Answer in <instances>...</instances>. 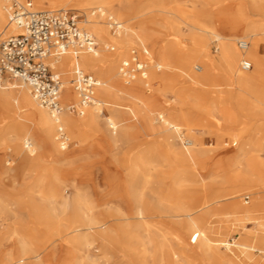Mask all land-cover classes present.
<instances>
[{"label": "bare ground", "instance_id": "6f19581e", "mask_svg": "<svg viewBox=\"0 0 264 264\" xmlns=\"http://www.w3.org/2000/svg\"><path fill=\"white\" fill-rule=\"evenodd\" d=\"M17 1L26 3L24 0ZM31 1L30 6L33 4L34 9H42L40 6L43 1L48 2L52 7L60 6V8H64L65 5L70 3L78 5L83 10L84 21L81 23L82 27L92 37V34L96 36L98 43L96 41L95 43L97 46L99 43L103 44L99 50L96 48L93 53L81 51L75 56L67 53L48 61L50 66L61 76L62 89L59 96L61 105L66 107L67 105L78 104V96L74 90L75 67L81 69L84 73L88 72L97 76L98 79L96 80L98 84L94 91L92 104L83 108V113L77 115L78 119H74L67 113H63L65 111L56 114L46 108L40 107L32 98L28 87L23 84L16 81H5L3 83L4 86L0 84V145L9 152L6 155L7 160H5L4 166H1V174L7 175L10 168L7 169L5 166H10V164L13 168H17L19 172L21 171L22 174L28 173L33 168L43 167L44 165L41 160L44 161V158L52 156L50 146L56 144L59 150L66 148V141L62 137V135L64 136L63 128H65L68 135H73L83 130L90 132L98 131L99 119H101L105 107H109V110L113 112H118L119 110L114 104H110L109 99L117 98L119 93H124L128 97L127 101L130 111H135L138 117V125L135 126V131L133 132L131 126L121 125L115 117L106 116L103 118L106 129L101 135L103 143L110 147L116 146L119 140L125 137L124 139L129 144V149L133 146L135 148L136 141L134 142L133 140L136 135L140 134L144 136L139 141L141 144L137 142L140 145L137 146L138 148L135 151V156L132 158L130 166L128 165L131 174L138 180L136 185L130 183L127 186V190H129L127 202L131 206L129 211L130 217L126 216L114 203H109L107 199L99 197L100 199L89 200L83 197L79 193V187L75 184L74 190L76 194L72 202L64 200L62 205L60 203V207L63 210L67 211V209H71L72 220L74 224H77L73 228L72 234L64 241L62 237L65 235V230L61 227V218L55 215V207L53 205H45L49 201L60 197L59 191L56 189V186L61 182L59 173L52 177L47 190L43 192L39 191L43 181L40 178L32 181L29 184L30 191L27 201H29L28 208L35 223L48 229V232L60 241L66 242L75 254H84V250L90 246L89 233H97L103 242H116L120 246L122 245L127 252H135L136 249L133 246H129L128 242H132V240L138 241L137 233L139 231H144L149 235L151 228H154L144 210L150 207L144 199V190L148 188L147 177L153 170L152 165L158 150L161 147H165L169 151L171 150L173 161L189 168L199 166L200 160L203 161L206 153L199 139L190 133L186 114H172V107L161 97H154L151 92L161 95L164 90L170 89L183 100V104H186L190 98V94L193 92V86H198L199 90L204 92L203 87L211 86L216 82L218 75L215 67L216 64H220L223 74H218L225 79V88L217 89V92L222 93L218 97V101L220 106L225 110V114L227 116L237 114L235 116L239 119L240 117L254 116L256 110L264 113V56H261L259 53L262 40H264L263 38L261 39V35L263 34H260L257 26L252 23L243 25L238 23L240 18L247 16L249 10L262 11L263 7L257 4L258 0H229L230 3L228 5L223 4L227 0H209L216 14H225L228 19H233L234 23L230 22L233 28L229 33L222 34L213 26L196 27L190 24L189 27L194 31L193 42L197 47L185 51L183 54L184 61L178 64L175 62V58L179 54L175 45L177 40L174 39L175 37L171 38L179 28V24L175 20L179 12L174 1L169 6L159 9V13L162 14L159 25L163 31L158 32L155 29L154 25L156 23L154 20H150L152 19L151 17H146L138 23V26L143 27L145 31L153 26L154 28L151 27V29L155 30L157 34H161L160 37L156 36L154 32H145L143 36L136 34V27L130 22L131 19L123 18L121 15L115 13L112 4L113 0ZM247 3L249 4L247 5ZM210 12H213V9L211 11L208 10V13ZM6 20L7 17L3 10V3L0 0V28L4 26L0 30V38L18 32ZM109 20L115 21L117 24V28L113 31L109 30L111 27ZM182 23L187 24L185 22ZM105 24L108 27L106 31L109 36H107V32L105 31ZM240 27L245 28V32L247 33L245 37H242V35L241 39L235 36L236 29ZM132 36L137 40L138 47L135 50L130 49L128 57L126 56L122 59L119 64L121 65L124 61H128L131 52L134 51V53L137 55L139 53L143 58L142 61L140 60L144 65L143 72L134 80L122 78L123 80L121 81L119 79L120 65L116 71L115 60L125 56L122 54V51L128 41V37ZM207 40H212L215 43V57H212L201 47ZM235 41H244L247 44L246 48L240 49L238 47L239 50L234 44ZM108 43H111L110 46ZM109 49L113 53L107 54L106 51ZM103 52L106 54H103ZM149 57L157 58L156 62L149 63ZM241 57L242 59L240 60ZM242 60H247L251 63L252 67L250 70L242 71L240 69L239 65ZM179 74L186 77L185 86L178 85L176 76H179ZM72 101L73 103H71ZM117 128H119V135L116 134ZM262 133V129H257L254 134L255 138L260 137ZM32 135L41 142V154L37 159L31 158L35 153V148L32 142H30ZM148 138H152L155 144L143 146ZM28 143L31 144V150L25 148V144ZM89 148L90 144L84 142L81 150L88 151ZM243 151H237L230 147L217 149L216 153H223V155H221L222 157L219 162L215 163L216 165L213 168L218 172L230 174L233 179L243 185L250 183L257 184V188L253 193L256 199L255 203L249 207H243L240 204L237 206L238 212L251 215L264 204V160L252 155L250 150L247 152ZM55 156H57L55 162H65L67 158L66 154L61 155L57 153ZM21 178V182H25V178L21 176L19 179ZM164 185L166 186V184ZM34 189H38V193L42 196V200L40 201L43 204H38L40 201L36 203L35 199L33 200ZM171 190V194L178 197V200L169 201L166 205L171 218L169 219L171 221L174 220L175 222L172 221L173 223L191 233L196 240H200L202 249L212 264H236L231 259L223 258L217 253L220 246L228 249L230 244L222 240L210 239L202 223L204 214L207 212L206 209L210 206V210H215V204L219 201L220 197L215 195L211 199V202L190 203L191 198L195 196H191V193L189 194L191 191L188 183L180 179L174 182ZM183 190L184 192H182ZM181 192L185 196L179 198ZM232 198L234 197H230L229 199ZM1 203L2 201L0 200V205ZM207 203L210 204L206 206ZM99 207H103V209H99ZM108 218L113 219L114 223L112 226L107 227L109 229L106 230L104 225H106ZM129 219H132L133 223L129 224V228L127 229L125 223ZM10 236L16 238L15 244L16 249H18V256H22L23 253L27 252L26 255L31 256L30 258L35 263L40 261L39 256H41L40 254L44 248L32 250L26 249L20 244L24 238L30 236V232L26 228L22 227L14 230ZM232 245L240 254L250 255V257L254 256V251H258L260 256L254 264H264V224L258 223L255 231L237 237ZM158 249L162 251L163 244ZM83 257L86 258L88 264H98L97 260H89L85 255ZM7 258L8 261H11L12 257L4 253L0 247V264H9L6 260ZM174 258V254L169 252L168 258H166L168 260L165 264H174ZM73 261L75 262V260ZM74 262L68 261L65 264H78Z\"/></svg>", "mask_w": 264, "mask_h": 264}, {"label": "rangeland", "instance_id": "374dc122", "mask_svg": "<svg viewBox=\"0 0 264 264\" xmlns=\"http://www.w3.org/2000/svg\"><path fill=\"white\" fill-rule=\"evenodd\" d=\"M172 1L175 2L174 4L178 7L179 12L175 19L179 24V28L176 30L174 36L172 35L171 37H175L174 39L177 40L175 45L179 54L175 58V62L178 64L184 61L183 54L185 51L197 47L193 42L194 39L192 37L194 31L189 27L190 24L196 27L213 26L222 34L229 33L233 28V19H228L225 14H216L209 0H113L112 4L117 15L131 19L130 22L136 27V34L143 36L145 32H154L156 36L160 37L161 34H157L155 30L151 29L153 26L145 31L143 27L138 26V23L143 21L146 17H151L152 19L150 20H154L156 23L154 25L155 29L160 32L162 29L159 23L161 22L162 14L159 13V9L169 6ZM24 2L31 3L32 1L24 0ZM229 3V0H227L224 1L223 4L228 5ZM248 4L249 3H247V5ZM257 4H260L263 10H249L247 16L245 18H240L238 23L242 25L247 23L254 24L257 26L260 34H263L261 35V39H264V0H258ZM31 7L34 11H56L61 9L73 11L78 16L79 26L83 28V25H81L84 21L82 15L83 10L76 4L70 3L65 5L64 8H60V6L52 7L48 2L43 1L40 6L42 9H34L33 4ZM211 9H213V12L208 13V10L211 11ZM104 26L105 31L106 29L108 30L107 25L105 24ZM3 27L4 26H2L0 30H2ZM110 29L111 28H109V30ZM92 35L96 43H98L96 36L94 34ZM246 35L245 28L240 27L236 29L235 36L237 38L241 39V36L245 37ZM107 36H109L108 32ZM110 44L111 43H108L109 46ZM234 44L236 48H238V42L235 41ZM101 45L103 44L99 43L97 46L98 50ZM137 45V40L133 36L128 37V41L122 51V54L125 56L115 60L116 71L117 67L120 65V61L126 56L128 57L130 49L135 50L138 47ZM201 47L212 57H215L216 47L212 40L205 41ZM136 52L138 53L137 50ZM106 53L111 54L113 51L109 49ZM106 53L103 52V54ZM259 53L261 56H264V40H262ZM138 57L142 61L143 58L139 53ZM156 59L155 57H149L148 60L149 63H155ZM241 59L242 57L240 60ZM215 71L218 75L216 82L211 86L203 87L204 92L199 90L200 88L198 86H193V92L190 94V98L186 104H183V100L176 96L170 89L164 90L161 95L151 92L154 97H161L172 107V114H186L190 133L199 139L206 153L203 161L200 160L199 166L189 168L173 161L171 150L169 151L165 147H161L158 150L157 155L154 157V163L152 165L153 170L147 177L149 183L148 188L144 190V199L148 206L151 207H147L144 210L149 216V221L156 229L151 228L149 235L144 231H139L137 233L138 241L132 240V242H128L130 244H128L129 246H133V248L136 249V253L127 252L122 245L120 246L116 242V244L114 242H103L97 233H89L91 241L90 246L84 250V254H75L64 241L72 234L73 228H75L77 224H74L72 220L73 216L71 209L65 211L60 207L64 200L72 202L76 194L74 190V185L76 184L79 187V193L82 194L83 197L89 200L98 199L99 197L101 199H107L109 203H114L126 216L130 217L129 211L131 206L127 202V197L129 195L127 186L130 183L136 185L138 180L131 174L129 166L132 162V158L135 156V151L138 148L137 146L141 144L139 141H141L144 136L140 134L136 135L133 140L134 142L136 141V144L134 143L135 148L134 146L130 147L131 149L133 148L131 150L128 148L129 144L126 143L125 137H122L116 146L110 147L103 143V137L101 135L106 129V124L103 119L106 116L115 117L121 125L131 126L133 132L135 131V126L138 125V117L135 111H130L127 101L128 97L124 93H119L117 98L109 99L110 104H114L119 110L118 112H113L109 110V107H105L103 115L101 119H99L98 131L90 132L83 130L73 135H68L65 128H63L64 136L62 137L66 141V148L59 150L56 144L50 146V153L52 156L44 158V161L41 160L44 165L43 167H36L31 169L28 173L22 174L21 171L19 172L17 168H13L10 164V166H5L7 169H10L7 175L4 176L1 174V166H4V162L7 160L6 155L9 154V152L0 145V200L2 201L0 205V247L4 253L12 257L10 259L11 261H8L7 258V262H9V264L35 263L34 260L30 258L31 256L26 255L27 252L23 253L24 255L22 254V256H18V249H16L15 244L16 238L10 236L14 230L24 227V229L26 228V230L30 232V236L24 238L20 244L26 249L36 250L44 248L40 254L41 256H39L40 261L35 264H65L68 261L74 262L73 260L78 264H88L83 255L89 260H97L98 264H165V262L167 263L168 259L166 258H168L169 252H172L175 256L173 261L174 264H212L209 257L204 253L200 240H196L191 233L185 231L176 223H173L172 221L174 220H170L169 210L166 205L169 201L178 200V197L171 194V187L175 181L180 179L188 183L191 191L189 194L191 193V196H195L191 198L190 203L196 204L203 201L211 202V199L215 195L220 197L218 199L219 201L215 204L216 209L212 211L209 206L202 219V223L206 228V234L210 239L222 240L230 244L228 249L224 246H220L217 253L223 258L231 259L236 264H254L256 259L260 256L258 251H254V256L250 257V255L240 254L232 244L236 241L237 237L255 231L258 223L264 224V204L257 208L256 212L251 215L238 212L237 209L238 204L243 207H249L255 203L256 199L253 193L257 188V184L250 183L243 185L233 179L230 174L216 171L213 166L219 162L222 157L221 155H223V153H216V150L226 147L236 149L237 151L244 150L243 152L250 150L252 155L258 156L259 159L264 160V113L260 110H256L254 116L240 117L239 119L235 116L237 114H230L231 116H227L225 110L220 106L218 101V97L221 96L222 93H218L217 89L225 88V79L220 76L223 74V69L220 64H216ZM85 73L98 79L97 76L92 73ZM176 77L178 85L185 86L186 77L181 74ZM119 79L121 81L123 80L122 77H119ZM217 85H219V87H217ZM2 86H4V84H2ZM71 103H73V101ZM170 110L168 111L171 112ZM64 111L63 113H67L72 118L78 119L76 114L69 113L65 109ZM257 129H262L263 133L260 137L255 138L254 134ZM116 131V134L119 135V128H117ZM31 139L30 142H32L35 148V153L31 158L37 159L41 154V142L33 135ZM84 142L90 144L88 151L81 150ZM137 142L140 144H137ZM153 144H155L153 139L148 138L143 146H151ZM20 149L22 150L21 146ZM57 153L61 155L66 154L67 158L65 162H55L57 159L55 154ZM243 156L245 155L243 154ZM58 173L61 182L56 186V189L59 191L60 197L53 201H49L45 205H53L55 207V215L61 218L60 224L65 230V235L62 237L64 241H60L57 237L51 235L48 229L38 226L35 223L33 216H31L30 209L28 208L29 201H27L30 191L29 184L32 183V181H36L40 178L43 184L39 191L43 192L47 190L52 177ZM21 176L25 178V182H21L22 178L19 179ZM164 184H166V186ZM158 190L160 191L158 192ZM182 192H184V190ZM182 192L179 198L185 196ZM33 194L32 197L33 200L35 199L36 203L42 200V196L38 193V189H34ZM230 197L234 198L229 199ZM38 204L43 203L40 201ZM209 204L207 203L206 206ZM99 209H103V207H99ZM113 223L114 220L108 218L106 225H104L106 230H108L109 228L107 227L112 226ZM131 223H133L132 219L126 221L125 224L127 225V229ZM161 244H163L162 251L158 249ZM141 247L144 249L142 250ZM20 259L22 260L20 261Z\"/></svg>", "mask_w": 264, "mask_h": 264}, {"label": "built area", "instance_id": "2783aa9c", "mask_svg": "<svg viewBox=\"0 0 264 264\" xmlns=\"http://www.w3.org/2000/svg\"><path fill=\"white\" fill-rule=\"evenodd\" d=\"M1 2L8 24L18 32L0 38V84L16 81L28 87L40 107L56 114L67 107L65 110L69 113L81 115L83 108L93 102L97 80L75 67L74 90L78 104L63 107L59 100L62 81L48 61L67 53L74 56L81 51L93 53L97 48L94 38L79 26L78 16L73 11H34L29 2ZM109 22L112 31L117 28L115 21ZM246 46L244 41L238 42L240 49ZM239 66L242 71L252 67L247 60H242ZM143 67L138 55L132 51L129 60L120 65V77L134 80L143 72ZM25 148L31 150V144H25Z\"/></svg>", "mask_w": 264, "mask_h": 264}]
</instances>
